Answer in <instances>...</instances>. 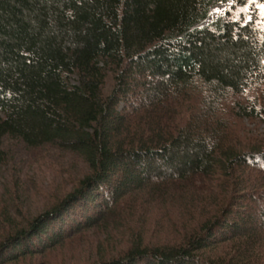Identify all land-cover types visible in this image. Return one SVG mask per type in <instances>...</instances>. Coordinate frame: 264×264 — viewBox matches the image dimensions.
Here are the masks:
<instances>
[{
    "label": "trees",
    "instance_id": "16d2710c",
    "mask_svg": "<svg viewBox=\"0 0 264 264\" xmlns=\"http://www.w3.org/2000/svg\"><path fill=\"white\" fill-rule=\"evenodd\" d=\"M217 2L232 8L198 27ZM256 4L0 0V166L7 139L82 163L42 209L7 188L0 264L73 243L85 264H264V135L225 121L264 108L222 105L264 89Z\"/></svg>",
    "mask_w": 264,
    "mask_h": 264
},
{
    "label": "rangeland",
    "instance_id": "374dc122",
    "mask_svg": "<svg viewBox=\"0 0 264 264\" xmlns=\"http://www.w3.org/2000/svg\"><path fill=\"white\" fill-rule=\"evenodd\" d=\"M256 5L259 6V10L264 11V5ZM231 8L232 3H214L210 8L209 17L205 21L200 23L198 27H204L211 24L213 21L223 16L228 10H231ZM237 10L238 12H243L244 14L248 15L250 19V12H252L250 5L244 10L240 8H237ZM237 102H241L244 104L248 103L250 105H253L256 102L257 104H259V106L264 108V89L259 91H251L248 95H244L242 97L229 94L226 97L224 96L222 105H224L223 107L227 112L229 109L231 111V106ZM193 105L196 106V104L193 102H185L184 111L179 114L184 118L188 111L191 110V106ZM228 115H226L227 120H224L226 121V123H228V126L232 128L231 133L235 137V141H239V137L242 133H244V131H249L258 135H264V120H238L237 118ZM4 151L8 156V165L0 166V217L5 213L4 201L7 188L8 193H13V190L16 186H18L19 181L21 185H25V191H28H26L27 193L24 194L21 193L22 202H26L24 206L28 208L30 207L29 204H31L34 205V208L36 205L37 207H39L38 209H42L47 205V203H49V199H53L57 193L64 189L63 187L69 185L64 180H71V175H73V171L71 170L72 167H74V170L77 167L79 172L82 171V163L76 158L69 159L70 161H72V163L69 164V166H66L65 164H63V162H61V160H63L62 157H55L56 160H59L58 162H56V160L52 158L53 155L51 154V151L31 150L28 149L22 142L17 140L7 139L4 142ZM21 175L23 176V178L20 179L19 177ZM32 189H34L35 193H37L34 194L35 196H31L33 195ZM16 196L18 199H20V195L17 194ZM29 200L32 201L27 202ZM22 202H20L21 204L19 203L17 205L18 207H16L19 208L22 205ZM16 207L15 209H12V212L8 210L10 214H15V210L17 209ZM1 221L2 220L0 218V222ZM89 234L91 235L90 237L92 239V242H99L105 239L102 233H100L99 236V233H97L96 231L94 233L95 235H93L92 233ZM78 237L75 238L76 241ZM69 244H71V242ZM81 247V243L79 246L78 244L73 243L72 246H68V249L65 248L62 251L53 252L52 254L47 255V258L37 257L31 261L29 259L24 264H43L48 260L50 264H59V262L62 260H67L68 263L69 261L74 260V263L71 262L69 264H85L88 257H86V249H82L83 247Z\"/></svg>",
    "mask_w": 264,
    "mask_h": 264
}]
</instances>
